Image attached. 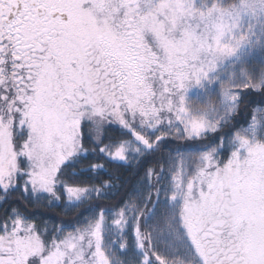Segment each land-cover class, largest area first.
<instances>
[{
  "label": "snow or ice",
  "instance_id": "snow-or-ice-1",
  "mask_svg": "<svg viewBox=\"0 0 264 264\" xmlns=\"http://www.w3.org/2000/svg\"><path fill=\"white\" fill-rule=\"evenodd\" d=\"M0 264H264V0H0Z\"/></svg>",
  "mask_w": 264,
  "mask_h": 264
},
{
  "label": "trees",
  "instance_id": "trees-1",
  "mask_svg": "<svg viewBox=\"0 0 264 264\" xmlns=\"http://www.w3.org/2000/svg\"><path fill=\"white\" fill-rule=\"evenodd\" d=\"M123 171V170H121ZM107 178V177H104ZM38 214L39 213H44L45 218L51 217L53 219H64V220H71V218L75 215V211L68 213L67 215L64 214V210L62 207H55L53 209H44L40 208L37 210Z\"/></svg>",
  "mask_w": 264,
  "mask_h": 264
}]
</instances>
